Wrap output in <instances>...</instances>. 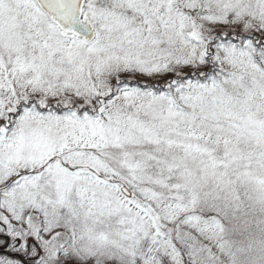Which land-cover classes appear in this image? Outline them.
Listing matches in <instances>:
<instances>
[{"label": "snow or ice", "instance_id": "snow-or-ice-1", "mask_svg": "<svg viewBox=\"0 0 264 264\" xmlns=\"http://www.w3.org/2000/svg\"><path fill=\"white\" fill-rule=\"evenodd\" d=\"M0 264H264V0H0Z\"/></svg>", "mask_w": 264, "mask_h": 264}]
</instances>
